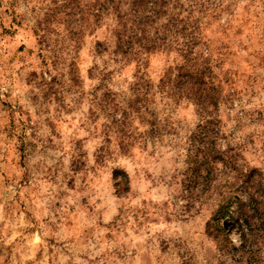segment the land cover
I'll return each mask as SVG.
<instances>
[{"label":"rangeland","instance_id":"obj_1","mask_svg":"<svg viewBox=\"0 0 264 264\" xmlns=\"http://www.w3.org/2000/svg\"><path fill=\"white\" fill-rule=\"evenodd\" d=\"M183 2L187 60L114 51L105 0H0V264H264V213L218 225L187 164L211 118L264 190V0ZM184 63L214 105L160 83Z\"/></svg>","mask_w":264,"mask_h":264},{"label":"trees","instance_id":"obj_2","mask_svg":"<svg viewBox=\"0 0 264 264\" xmlns=\"http://www.w3.org/2000/svg\"><path fill=\"white\" fill-rule=\"evenodd\" d=\"M183 3V0H105L107 10L115 20L112 31L115 38L114 51L124 57L138 56L156 50L159 44L168 46L175 42L179 44L177 51L180 56L187 60L192 53V39L187 38L178 43L180 38L187 37L188 15L184 14L186 8ZM159 81L170 88L173 94L175 88H190L201 110H205L209 104H215L208 88L201 87L204 84L203 72L198 68L190 69L187 63L167 69ZM219 131V126L216 129L211 118L198 125L196 133L190 138L192 151L190 149L187 160L191 173L189 178L209 186L217 168L218 172L225 174L226 189L218 193L215 210V214L218 213V225L228 213L232 216L230 206L233 200L238 201L239 212V216L233 219L234 230H237V224L242 225L241 218L249 223V218L255 213L263 222L264 190L260 180H256L251 170L240 164L237 152H232L231 148L217 147ZM126 180L124 177L118 183L124 184ZM238 191H243L244 197H238ZM250 207L254 214L249 213ZM221 229L225 231L224 226ZM248 232H251L250 228L240 234L244 241L248 240Z\"/></svg>","mask_w":264,"mask_h":264}]
</instances>
